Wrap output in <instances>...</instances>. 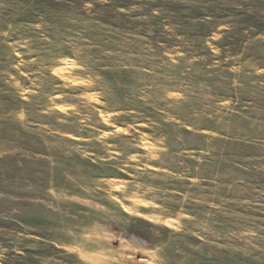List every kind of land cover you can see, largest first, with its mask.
<instances>
[{
  "label": "rangeland",
  "instance_id": "374dc122",
  "mask_svg": "<svg viewBox=\"0 0 264 264\" xmlns=\"http://www.w3.org/2000/svg\"><path fill=\"white\" fill-rule=\"evenodd\" d=\"M0 264H264V0H0Z\"/></svg>",
  "mask_w": 264,
  "mask_h": 264
},
{
  "label": "water",
  "instance_id": "95a60500",
  "mask_svg": "<svg viewBox=\"0 0 264 264\" xmlns=\"http://www.w3.org/2000/svg\"><path fill=\"white\" fill-rule=\"evenodd\" d=\"M130 239H131V241L134 242V243H138V244H141V243H142V242H140V240H138L137 238L131 237ZM144 244H145V242H144Z\"/></svg>",
  "mask_w": 264,
  "mask_h": 264
}]
</instances>
